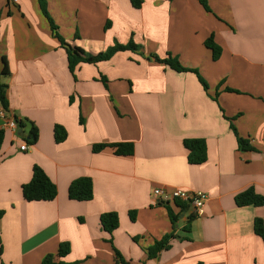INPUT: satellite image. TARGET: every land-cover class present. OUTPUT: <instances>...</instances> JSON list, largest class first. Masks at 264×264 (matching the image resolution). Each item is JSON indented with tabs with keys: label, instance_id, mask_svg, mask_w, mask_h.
Segmentation results:
<instances>
[{
	"label": "crops",
	"instance_id": "obj_1",
	"mask_svg": "<svg viewBox=\"0 0 264 264\" xmlns=\"http://www.w3.org/2000/svg\"><path fill=\"white\" fill-rule=\"evenodd\" d=\"M207 4L210 11L200 0H143L139 9L130 0H46L71 46L91 55L131 39L142 46L82 63L73 75L39 0H0L8 101L4 116L0 104V130L18 123L4 130L0 151V264H42L63 243L70 264H117L116 250L131 264H264L254 229L256 219L264 224V206L236 205L249 188L264 196V0ZM212 35L222 48L216 61L205 45ZM168 55L198 70L209 90L196 74L154 58ZM229 119L251 150L239 149ZM33 125L39 137L31 144ZM57 125L67 132L60 144ZM187 139L205 140V163H189ZM116 143H133L134 154L93 151ZM36 165L57 185L54 201L24 200ZM81 177L94 184L89 202L68 196ZM156 188L204 193L202 214L162 203ZM168 207L179 214L175 230ZM110 212L120 220L111 235L100 221ZM173 232L170 247L150 258L148 249Z\"/></svg>",
	"mask_w": 264,
	"mask_h": 264
},
{
	"label": "trees",
	"instance_id": "obj_2",
	"mask_svg": "<svg viewBox=\"0 0 264 264\" xmlns=\"http://www.w3.org/2000/svg\"><path fill=\"white\" fill-rule=\"evenodd\" d=\"M134 8L139 9L142 6L143 0H130ZM201 4L207 11H210L207 4V0H200ZM40 8L43 15L47 18L50 23L53 36L59 40L62 48L66 50L67 61L70 72L74 75L76 68L82 63L97 64L100 62H105L111 60L117 53L132 51L136 52L141 50V46L137 45L133 39L129 41L128 44L122 45L116 43L115 45L109 47L106 51L101 52L97 55H91L86 53L83 49L76 46H71L65 42V40L60 36L58 32V27L50 17L47 7L46 0H39ZM206 47L211 50L212 57L216 61L220 58L222 54V48L215 43L214 36H210L205 41ZM155 60L161 64L169 66L172 70L183 73V72H192L197 75L200 83L202 84L205 91L209 90L207 82L199 74L198 70L185 67L181 64L178 58L168 55L166 58L154 57ZM6 64V62H5ZM3 75H7L8 71L5 66ZM102 81L106 83V78L102 77ZM231 91L230 89H227ZM218 97L216 94L215 100ZM0 104L2 107L8 109V101L6 97V85L0 83ZM231 129L236 134L238 145L240 150H251L248 142L242 139L237 129L234 125L233 119H229ZM82 122V120H81ZM5 137V131L0 130V151L3 145ZM39 137V131L36 126H32L29 133V142L31 144L37 142ZM67 138L66 130L61 126L55 127V141L57 144L64 142ZM184 146L188 150V161L192 165H200L207 161V144L203 139H187L184 141ZM105 148L113 149L114 153L118 156H131L134 154V144L133 143H116V144H99L93 147V151L100 152ZM23 198L27 202H51L54 201L58 196L57 185L47 176L43 169L39 166L33 167V173L31 180L22 186ZM69 199L78 201V202H89L94 198V184L91 178L81 177L74 180L68 189ZM174 204L182 209L187 207V204L181 203L179 201H174ZM236 205L238 207L246 206H255L263 207L264 206V196L256 193L254 188H249L246 191L240 193L236 196ZM169 217L172 222L173 228H176V222L178 220L179 214H175L172 209L168 207ZM4 211H0V219L4 216ZM132 220H134V213L130 214ZM101 226L105 232L108 234H113L115 230L119 228L120 220L119 216L115 212H110L103 214L100 218ZM255 233L261 237L264 241V224L261 219H256L254 223ZM174 232L164 236L159 241L148 249L149 257L155 258L162 250L168 249L170 247V240L174 238ZM1 254V248H0ZM70 254V245L68 243H63L60 245L59 250L56 255H49L46 257L42 264H70L64 261V259ZM117 264H131L125 261L121 254L116 250Z\"/></svg>",
	"mask_w": 264,
	"mask_h": 264
},
{
	"label": "built area",
	"instance_id": "obj_3",
	"mask_svg": "<svg viewBox=\"0 0 264 264\" xmlns=\"http://www.w3.org/2000/svg\"><path fill=\"white\" fill-rule=\"evenodd\" d=\"M16 2V0H13ZM1 114L4 116L6 110L3 108ZM18 128V123L16 120L12 119L7 121L5 124L4 130L11 129L16 130ZM29 145L27 142H24L20 149L21 151H27ZM154 195L160 199L162 203H170L174 201H179L193 207L194 212L197 215L202 214L203 207L207 200V196L202 192H194L187 189L175 188L173 190H167L166 188H156L154 190Z\"/></svg>",
	"mask_w": 264,
	"mask_h": 264
},
{
	"label": "rangeland",
	"instance_id": "obj_4",
	"mask_svg": "<svg viewBox=\"0 0 264 264\" xmlns=\"http://www.w3.org/2000/svg\"><path fill=\"white\" fill-rule=\"evenodd\" d=\"M141 49H142V46H141ZM142 55V54H141Z\"/></svg>",
	"mask_w": 264,
	"mask_h": 264
}]
</instances>
